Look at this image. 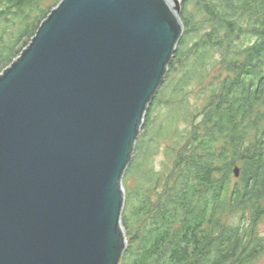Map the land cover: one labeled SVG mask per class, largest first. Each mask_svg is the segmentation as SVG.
I'll return each mask as SVG.
<instances>
[{"label":"water","instance_id":"obj_1","mask_svg":"<svg viewBox=\"0 0 264 264\" xmlns=\"http://www.w3.org/2000/svg\"><path fill=\"white\" fill-rule=\"evenodd\" d=\"M174 2L61 0L0 72V264L121 263L123 176L184 34Z\"/></svg>","mask_w":264,"mask_h":264},{"label":"trees","instance_id":"obj_2","mask_svg":"<svg viewBox=\"0 0 264 264\" xmlns=\"http://www.w3.org/2000/svg\"><path fill=\"white\" fill-rule=\"evenodd\" d=\"M45 1L0 0V72L61 0ZM199 6L206 29L195 41L197 25L182 15L184 34L143 123L145 130L154 127L153 144L175 131L180 117L194 124L193 133L186 145L172 147L177 157L167 181L149 186L153 173L147 172L146 186L134 190L131 223H142L123 221L131 234L120 264H252L264 251L258 235L264 217V0H199ZM246 36L256 38L244 45ZM216 66L221 71L212 76ZM193 81L196 96L206 99L202 114L187 111L185 90ZM160 103L168 107L165 119L154 116ZM142 132L129 168L143 162ZM236 166L241 175L233 182ZM143 170L139 164L135 171ZM130 199L132 192L126 204ZM230 213L239 217L235 225Z\"/></svg>","mask_w":264,"mask_h":264},{"label":"rangeland","instance_id":"obj_3","mask_svg":"<svg viewBox=\"0 0 264 264\" xmlns=\"http://www.w3.org/2000/svg\"><path fill=\"white\" fill-rule=\"evenodd\" d=\"M52 1L53 0H46L43 3V5L47 6ZM180 2H181V7H182L181 12H180V17H182L183 14H186L187 17H189L190 19H193L194 23L197 25L193 31L194 32L193 38L196 41V39H199L202 36L203 30L206 29V25H204L205 13L203 12L202 7L199 6V0H180ZM244 26L249 27V25H244ZM255 38H256L255 36L243 37L241 38L242 40L241 43H243L244 45H250L252 42H254ZM215 57L221 58L219 53H216ZM212 71H213L212 76H216L217 73L221 71L220 66H216L212 68ZM226 75L227 73L224 72L221 75V79L225 77ZM216 81L219 82L220 79H217ZM192 84L193 85H191V87H188L185 90V95L187 98V111L188 113L193 112L194 114H202L203 112L202 109L205 105L206 99L199 98L196 96L197 91L199 90V87L196 81H193ZM182 101L184 102V100L180 98L178 104H180V102ZM167 110H168V107L164 105L163 103H160L159 106H156L153 110L154 116L160 115L162 119H165L168 113ZM200 118L201 117H199V119ZM193 125L194 124L193 123L191 124V122L185 119V117H180L175 123L174 129H172L175 131L170 130L169 132H167L168 134L163 135L158 140L157 144H153V142H151V136L153 135L154 127L148 128L146 130L143 129L145 131L144 132L145 145H143L141 149V155L143 157V162L140 163L136 161L135 167L128 168L126 170L125 175L123 176L124 188H125V191L127 192L126 197H125L126 198L125 207L123 210V216H124L123 221H126L127 219H128V223L129 222L131 223L132 221L131 216L135 211V203L133 201L135 199L134 190L146 186L147 184L146 181L150 180V178L149 179L145 178L147 172H148L149 177L153 173V176H151L153 180L150 182L149 186L161 184V181H163L162 183H164L165 181L168 180L170 169L174 165L173 163L175 162V159L177 157L176 155L177 152L175 150L173 151L172 147L176 145V142L180 144V147L186 145L189 142L190 134L193 133V129H192ZM147 150L149 153L146 152ZM134 152L136 156L137 155L136 149ZM139 164L143 165L144 170L142 172L135 171L136 168L139 166ZM237 180H239V178L235 176L233 179V182ZM163 188H164V185L162 186V189ZM160 189H161V186H158L156 190H160ZM128 192H132V200L130 199V201L126 204ZM238 220H239V217L236 214L230 213L229 222L231 224L235 225ZM141 223H142V218L140 221L133 220V222L130 225L133 226L137 224V227H138L141 225ZM124 226H125V223H124ZM258 226H259L258 235L264 239V217ZM125 231H126V235L128 239V234L130 233L129 227L127 228L125 227ZM252 264H264V251H263V254L257 260H255Z\"/></svg>","mask_w":264,"mask_h":264},{"label":"bare ground","instance_id":"obj_4","mask_svg":"<svg viewBox=\"0 0 264 264\" xmlns=\"http://www.w3.org/2000/svg\"><path fill=\"white\" fill-rule=\"evenodd\" d=\"M170 3L172 4V7H174L175 9V12L177 11V8L175 7V2H174V0H170ZM134 156H135V154H134ZM133 159H134V157H133ZM133 159H132V161H133ZM131 161V162H132ZM126 197V196H125Z\"/></svg>","mask_w":264,"mask_h":264},{"label":"clouds","instance_id":"obj_5","mask_svg":"<svg viewBox=\"0 0 264 264\" xmlns=\"http://www.w3.org/2000/svg\"><path fill=\"white\" fill-rule=\"evenodd\" d=\"M167 75H168V74H167ZM164 82H165V81H164ZM161 87H162V85H161ZM160 89H161V88H160ZM160 89H159V90H160ZM158 92H159V91H158ZM158 92H157V93H158ZM143 127H144V126H143ZM142 130H143V129H142ZM139 137H140V136H139ZM138 139H139V138H138ZM128 168H129V167H128Z\"/></svg>","mask_w":264,"mask_h":264}]
</instances>
